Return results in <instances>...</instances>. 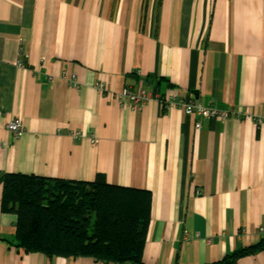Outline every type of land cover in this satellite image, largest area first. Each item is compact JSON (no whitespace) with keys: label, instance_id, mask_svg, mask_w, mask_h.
I'll return each instance as SVG.
<instances>
[{"label":"crops","instance_id":"crops-1","mask_svg":"<svg viewBox=\"0 0 264 264\" xmlns=\"http://www.w3.org/2000/svg\"><path fill=\"white\" fill-rule=\"evenodd\" d=\"M123 87L231 115L200 121L155 102L120 110ZM255 117L264 118V0H0V176L100 174L148 191L141 264H212L259 244L233 264H264L255 233L264 228V125ZM10 118L21 121L18 139L5 129ZM14 224L0 212V264H103L26 254Z\"/></svg>","mask_w":264,"mask_h":264},{"label":"trees","instance_id":"trees-1","mask_svg":"<svg viewBox=\"0 0 264 264\" xmlns=\"http://www.w3.org/2000/svg\"><path fill=\"white\" fill-rule=\"evenodd\" d=\"M0 212L15 216L13 242L26 254L89 258L103 264H141L151 194L92 182L22 174L0 176ZM263 245L241 249L212 264H233Z\"/></svg>","mask_w":264,"mask_h":264},{"label":"built area","instance_id":"built-area-1","mask_svg":"<svg viewBox=\"0 0 264 264\" xmlns=\"http://www.w3.org/2000/svg\"><path fill=\"white\" fill-rule=\"evenodd\" d=\"M67 83L72 88L77 87V83L73 77L67 80ZM93 87L97 93H102L107 90L106 86L101 82H96ZM114 97L120 110L125 109L130 112H138L149 102H155L162 113H168L171 109H179L184 115L191 116L195 119L198 118L200 121L215 120L222 122L231 115V112L226 110L202 106L192 98L184 100L183 98H175L172 96L164 97L152 94L143 87H123L114 94ZM254 122L256 127L259 128L264 125V118L255 117ZM193 127L200 129L201 123L195 121ZM5 129L14 139L20 138L24 133L21 121L18 118H10L5 124ZM79 135V133H72L70 136L76 138ZM89 140L91 143L96 141L94 136H91ZM255 233L259 235L264 234V228H256ZM184 238L186 240L188 239L186 236Z\"/></svg>","mask_w":264,"mask_h":264}]
</instances>
